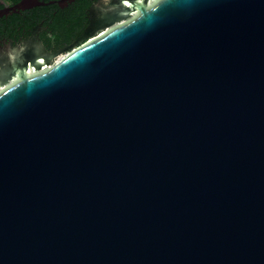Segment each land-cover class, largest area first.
<instances>
[{
  "label": "water",
  "instance_id": "obj_1",
  "mask_svg": "<svg viewBox=\"0 0 264 264\" xmlns=\"http://www.w3.org/2000/svg\"><path fill=\"white\" fill-rule=\"evenodd\" d=\"M122 2L0 91V264H264V0Z\"/></svg>",
  "mask_w": 264,
  "mask_h": 264
},
{
  "label": "flooded vegetation",
  "instance_id": "obj_2",
  "mask_svg": "<svg viewBox=\"0 0 264 264\" xmlns=\"http://www.w3.org/2000/svg\"><path fill=\"white\" fill-rule=\"evenodd\" d=\"M20 1L0 0V91L18 80V70L51 67L80 41L124 22L125 11L136 13L122 0Z\"/></svg>",
  "mask_w": 264,
  "mask_h": 264
}]
</instances>
